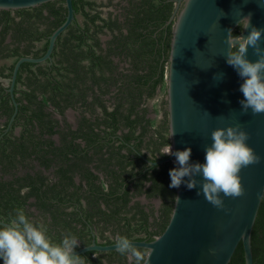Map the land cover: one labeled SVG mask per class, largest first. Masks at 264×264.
<instances>
[{
  "label": "trees",
  "instance_id": "obj_1",
  "mask_svg": "<svg viewBox=\"0 0 264 264\" xmlns=\"http://www.w3.org/2000/svg\"><path fill=\"white\" fill-rule=\"evenodd\" d=\"M174 1L128 0L115 13L105 11L114 0H73L76 19L58 37L52 60L21 65L18 107L0 80V220L11 223L23 209L54 243L76 236V249L94 239L113 244L117 235L152 241L165 231L178 190L169 187L177 166L161 155L172 144ZM67 12L66 0L0 9V78H12L19 58L44 55ZM69 108L79 112L76 128L65 116ZM251 243L254 264H264V199ZM80 256L85 264H134L117 250ZM229 264H246L242 242Z\"/></svg>",
  "mask_w": 264,
  "mask_h": 264
},
{
  "label": "water",
  "instance_id": "obj_2",
  "mask_svg": "<svg viewBox=\"0 0 264 264\" xmlns=\"http://www.w3.org/2000/svg\"><path fill=\"white\" fill-rule=\"evenodd\" d=\"M52 0H0V9L35 7ZM182 0L179 1V3ZM264 3V0H259ZM258 0H185L169 23L176 17L168 71V109L172 150L192 149L191 163H204L206 147L212 143L211 133L221 127L235 126L249 133L248 145L261 157L260 163L241 170L245 195L222 197L218 208L197 195L199 186L189 190L185 184L177 190L175 206L165 231L152 241L131 240L135 246L148 249V264H229L240 242L244 245L246 264H254L251 236L264 195V114L242 112L244 99L240 87L244 80L226 62L229 46L227 29L234 31L242 13H251V24L264 28V8ZM66 20L50 36L47 51L41 57L23 56L15 64L10 88L14 97L17 76L24 62L42 63L52 60L58 37L76 19L73 0H66ZM177 14V15H176ZM242 31L239 35H247ZM264 48V36L261 39ZM248 59L258 57L249 48ZM223 73V77L216 74ZM222 78V79H221ZM198 82V83H197ZM17 108L12 120L15 118ZM174 133V135H173ZM176 157L169 155L164 161ZM163 162V161H162ZM187 180L188 177H185ZM196 179L202 180L201 176ZM1 225L8 222L0 220ZM113 251L115 243L91 245L75 250Z\"/></svg>",
  "mask_w": 264,
  "mask_h": 264
},
{
  "label": "clouds",
  "instance_id": "obj_3",
  "mask_svg": "<svg viewBox=\"0 0 264 264\" xmlns=\"http://www.w3.org/2000/svg\"><path fill=\"white\" fill-rule=\"evenodd\" d=\"M259 6L264 8V3ZM237 24L248 34L234 35L232 29L226 30L225 42L229 46L226 62L244 80L240 87L244 96L240 101L242 112L247 113L250 109L254 115L264 114V48L261 47L264 28L251 24V13H242ZM249 48L258 57L255 62L248 59ZM217 75L223 77V73H219L214 79ZM249 139V133L239 124L215 129L211 133L212 143L205 150L204 163L190 162V147L175 152L171 145L163 148L161 155L175 156L178 165L169 172V187L179 188L183 183L191 190L199 186L197 195L202 194L207 202L221 209L224 207L222 197L235 199L244 196L241 170L261 160L248 145ZM197 176L202 180L196 179ZM260 198L264 199V195ZM175 199L180 201L179 197ZM115 245L130 262L148 264V253L139 250L127 236L117 235ZM78 246L79 240L74 235H66L60 243H54L48 235V228L43 223L31 222L23 209L16 211L11 223L0 226V258L4 264H85V258L75 252Z\"/></svg>",
  "mask_w": 264,
  "mask_h": 264
},
{
  "label": "flooded vegetation",
  "instance_id": "obj_4",
  "mask_svg": "<svg viewBox=\"0 0 264 264\" xmlns=\"http://www.w3.org/2000/svg\"><path fill=\"white\" fill-rule=\"evenodd\" d=\"M127 1L128 0H114V3L116 4V7L115 6H110V7H108L107 9H108V11H113V12H117V8H119L120 7V5H124V4H127ZM179 1L180 0H175L174 1V12H175V10L177 9V7H178V9L180 10L183 6H184V2H185V0H182L180 3H179ZM117 4H118V6H117ZM107 11V12H108ZM177 15V14H176ZM175 19H176V17H175ZM174 19V20H175ZM0 31H1V26H0ZM243 31V30H242ZM106 36H108V35H106ZM108 38H109V36H108ZM11 40V38H10V35L8 36V38H7V41H10ZM113 58L115 59V61L116 62H119V60H120V57H117V56H113ZM20 59V58H19ZM18 59V60H19ZM17 60V61H18ZM5 61H7L8 63H11V60H5ZM5 61H3V62H5ZM47 62V61H46ZM121 64V66L123 67L124 65H127L126 63H124V62H122V63H120ZM0 80L3 82V84L5 85V86H9L8 88H10V85H11V80H12V78L11 79H7V78H5V79H1L0 78ZM16 84H17V82H16ZM167 97H168V95H167ZM70 110H74V109H72V108H69V112H70ZM77 111V110H76ZM58 118H63V116H61V115H56ZM66 118L68 119V121L69 122H71L72 124H73V127L74 128H76L77 127V118L79 117V112L77 111V115L75 116V119H71V117H70V114H69V118H68V111L66 112ZM55 138H57V136L55 137ZM38 164H37V168H38ZM141 199L144 201V202H146V203H154V200L155 199H153V200H148L145 196H142L141 197ZM158 207V206H157ZM94 240H96L98 243H101L99 240H97V239H94ZM93 242V241H92ZM92 244V243H91ZM91 244H89V245H91ZM101 244H104V243H101ZM80 246V245H79ZM82 247H85V246H82ZM79 248H81V247H79ZM78 248V249H79ZM75 250H77V249H75ZM128 262L129 263H131L130 261H129V259H128ZM105 264H110V263H108V262H105ZM112 264H117V263H112Z\"/></svg>",
  "mask_w": 264,
  "mask_h": 264
},
{
  "label": "crops",
  "instance_id": "obj_5",
  "mask_svg": "<svg viewBox=\"0 0 264 264\" xmlns=\"http://www.w3.org/2000/svg\"><path fill=\"white\" fill-rule=\"evenodd\" d=\"M106 1H107V0H106ZM107 39H108V36H102V40H103V41H106ZM153 104H154V100H152V101L150 102V106L152 107ZM68 113H69L70 116L72 117L71 119H75V116L77 115V111H76V110H70V112H69V110H68ZM152 116H154V115H152Z\"/></svg>",
  "mask_w": 264,
  "mask_h": 264
},
{
  "label": "rangeland",
  "instance_id": "obj_6",
  "mask_svg": "<svg viewBox=\"0 0 264 264\" xmlns=\"http://www.w3.org/2000/svg\"><path fill=\"white\" fill-rule=\"evenodd\" d=\"M102 1H106V0H102ZM107 8H108V7H107ZM107 8H105V11H106V12L108 11ZM70 117H71V116H70ZM68 118H69V113H68ZM71 118H72V117H71ZM160 202H161V200L158 199V198L154 200V204L156 205V207L160 205Z\"/></svg>",
  "mask_w": 264,
  "mask_h": 264
}]
</instances>
